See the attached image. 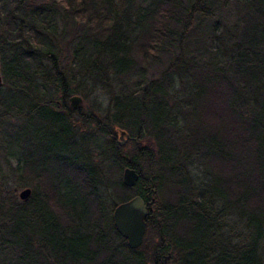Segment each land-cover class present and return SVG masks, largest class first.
<instances>
[{"label":"trees","instance_id":"obj_1","mask_svg":"<svg viewBox=\"0 0 264 264\" xmlns=\"http://www.w3.org/2000/svg\"><path fill=\"white\" fill-rule=\"evenodd\" d=\"M7 1L0 28H11L13 56L2 63L0 119L22 124L9 146L22 151L19 182L32 196L0 191V247L18 264H264V0H245L242 29L227 40L207 28L211 0ZM64 48L78 90L110 97L106 115L69 104L77 91L71 64L61 67ZM160 54L168 66L147 81L149 69L164 67ZM185 108L183 128L175 111ZM41 110L47 131L27 138ZM195 159L208 179L201 188L187 170ZM127 167L140 176L133 188L122 181ZM112 191V207L150 202L146 235L156 242L128 247L104 207Z\"/></svg>","mask_w":264,"mask_h":264},{"label":"rangeland","instance_id":"obj_2","mask_svg":"<svg viewBox=\"0 0 264 264\" xmlns=\"http://www.w3.org/2000/svg\"><path fill=\"white\" fill-rule=\"evenodd\" d=\"M4 3L6 6L11 8V2L7 0ZM34 0L30 4H35ZM214 4L215 8V14L213 17H211L210 22L207 24V28L209 32L212 34V36H220L225 37V40L228 39L229 35L234 36L236 31L235 29H242L243 25V19L246 15V7H245V0H211ZM3 3H1L2 5ZM39 5H45V4H51V0H39ZM30 12V11H28ZM39 12V11H38ZM242 21V22H240ZM10 26L6 24L5 21L2 22V27L0 28V44L2 45V50L4 51V54L0 53V58L2 60L1 62V68H3V62H9L13 56L12 53L8 50V46L10 44V36L11 30ZM61 27H57L58 32L60 33ZM29 31H26L25 36H28ZM53 39L55 40L56 44L57 38L56 36H53ZM194 38V40L198 37L197 34H192L191 36ZM193 43V47H191V51H194L196 46ZM58 45V44H57ZM63 44L61 41H59V47L63 48ZM213 43L212 42H206L205 48H207V51H209V54H206L203 58L205 62H209L211 60V56L213 53ZM162 47L158 46L155 52H160ZM197 49V48H196ZM64 54L61 57L62 60V66L64 64L68 65L71 64L72 71L68 74V82L71 80L72 87L77 91V94H75L73 97H79L82 99V102L78 108H82L83 113H92L94 115H106L107 112L113 109L112 102L110 100V97L105 92H97L89 91L81 92L78 90V86L80 84V76L78 73L77 66H75L73 63H71L68 60V54H66V49L64 48ZM161 61L164 64L163 66H154L153 68L149 69L147 71V81H152L154 79H157L161 76V74L165 70V66H168V63L166 62V59L162 56V54L159 55ZM3 58V59H2ZM48 64V62H46ZM227 64V63H226ZM32 71H34L35 66H31ZM2 75H3V69H2ZM4 83L6 82L4 75H3ZM179 87V86H178ZM5 88H3L4 90ZM59 87H52L51 88V94L54 100L59 98ZM118 92V91H117ZM116 92V93H117ZM3 97L9 98L11 97L9 93L4 92ZM14 99V98H13ZM13 101H19V98L14 99ZM173 103V102H172ZM71 105V102L69 103ZM177 110V109H176ZM3 111V108L0 107V112ZM182 112V113H181ZM180 111H175V116L180 117L179 120H181V126L183 128L188 124L187 120L191 118L190 111L185 108ZM39 113L42 116V119L39 121L38 126L30 127L26 132V137L30 138L34 135L35 131H38V135L42 134L41 131H47L45 129V113L43 110L39 111ZM38 121V119H36ZM36 125V124H35ZM22 126L20 120L14 116L11 118H1L0 119V191H6L7 193H14L18 199L19 198V192L31 187H24L20 186V174H19V166L21 162V149L17 144L13 143V146H9V142L11 141V137L14 136V134L18 131V129ZM119 136V134H118ZM99 143L104 144L106 142L105 138L99 137ZM43 142L39 144V151L42 152L44 147L48 144V140L46 137L41 138ZM98 139V138H97ZM51 144V143H50ZM127 144V142H126ZM124 144V146L126 145ZM52 145V144H51ZM131 147V146H129ZM133 147L129 148L131 151ZM98 154V152H97ZM43 156V153L39 155V158ZM95 160L99 162L100 157L95 154ZM80 161L84 162L83 157H80ZM51 172L53 174H56L57 169L53 168L52 165H50ZM187 170L190 172V177L193 179V183L195 186L201 188L204 187V183L208 182L207 177L205 176V169L203 162L199 159H195L191 164L187 165ZM19 189L18 192L15 190ZM107 197H103L105 202V209L106 212H108V216L110 220H113V211L115 206H111L113 202V191L107 193ZM116 196V195H115ZM146 240L150 242H156V234L153 231H149L146 235ZM261 253L264 259V242L261 246ZM12 256L9 254V249L7 248H1L0 247V264H18V260H14L11 258ZM15 257L18 256L15 254Z\"/></svg>","mask_w":264,"mask_h":264},{"label":"water","instance_id":"obj_3","mask_svg":"<svg viewBox=\"0 0 264 264\" xmlns=\"http://www.w3.org/2000/svg\"><path fill=\"white\" fill-rule=\"evenodd\" d=\"M4 87V79L2 75L1 68V58H0V89ZM71 107L77 109L82 99L79 97H72ZM126 134L121 133L120 142L124 146L127 139L125 138ZM140 176L136 169L127 167L125 168L122 176V181L125 187L133 188L139 181ZM18 192V190H16ZM32 196V190L26 188L19 192V198L23 202H28ZM149 203H146L145 200L136 196L131 200L121 203L115 207L113 211V221L117 232L127 241L128 247L131 250L139 249L145 240L147 232L146 218L148 216V207ZM170 255L165 258V262L170 259Z\"/></svg>","mask_w":264,"mask_h":264},{"label":"flooded vegetation","instance_id":"obj_4","mask_svg":"<svg viewBox=\"0 0 264 264\" xmlns=\"http://www.w3.org/2000/svg\"><path fill=\"white\" fill-rule=\"evenodd\" d=\"M16 190H18V191H19V189H16ZM16 190H15V191H16Z\"/></svg>","mask_w":264,"mask_h":264}]
</instances>
